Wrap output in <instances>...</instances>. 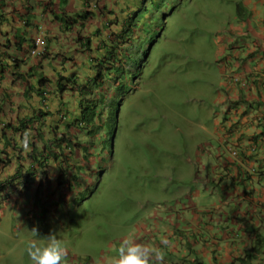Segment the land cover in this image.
<instances>
[{"label": "clouds", "instance_id": "1", "mask_svg": "<svg viewBox=\"0 0 264 264\" xmlns=\"http://www.w3.org/2000/svg\"><path fill=\"white\" fill-rule=\"evenodd\" d=\"M38 1L8 0L9 7L6 15L9 20L12 18L14 23L16 20L23 22L21 28L27 30L35 28L34 24L37 23L38 33L34 38H30L32 44L30 48L23 47L21 52L16 51L14 48L8 50L9 55L13 58L8 60V65L12 66L13 61L19 60V67L15 70L8 68L6 79L0 89V144L2 145L0 158L4 162L8 159L10 161L9 166L13 164L17 168L20 165L23 166L24 171L31 166L29 157H32V155L40 161L48 159L51 163L49 167H45V173L39 170L35 178L30 179L28 184L23 183L22 180L18 181V186L11 188L14 196L10 200H1L5 202L4 204L11 203L17 206L20 210L19 214H26L31 211L32 214L23 223L25 231L30 226L31 228L36 227V220L44 215L40 210L44 206L47 196L50 194L53 197L60 195V199H64L67 198V191H70L71 188H82L86 189L88 193H93L94 188L100 185L105 176L104 163L102 162L104 160L98 156V149L94 151L86 143L89 138L81 136L76 127L70 129L65 127V124L71 120L72 114L76 115L77 112V100L70 91V85L60 97L56 88L57 83L61 81V77L75 75L72 73L76 71L72 68L79 63L77 60L80 61V65L76 76L80 77V80L87 83L91 81L92 83L93 78L97 76L96 70L91 68L93 62L87 51L81 54L82 57L79 54L78 48L81 47V44L78 41V34L81 32V36L85 37L90 34L91 30L104 31L105 21H102L99 15L105 10V2L103 3L102 0H96L97 2L86 0L81 6H73L72 10L67 6L68 0H41V5L46 3V8L43 13L38 14L37 9L41 7L40 4H37ZM188 2L189 0H186L185 4ZM184 5L178 8L173 15L167 16L166 22L164 21L166 31H169L176 18L182 15ZM236 7L239 12L238 15L243 18L242 26L247 30L243 32L241 28H238L233 38L228 42L230 46V56L228 58L232 59L233 63L229 70L230 75L225 76V70L222 72L223 80L221 82L225 91L218 100L223 106L224 119L223 122H217L213 134L217 144L213 145L211 142H205L195 145V160L192 157L187 159V163L193 168L195 166L198 168V164L204 161L207 163V166L200 167L197 172L195 171L193 178L199 184L204 182L201 188L205 189L214 199L219 197L218 205L210 203L200 190H193L186 195L190 198V205L184 204V196H182V201L178 202L177 206L173 208L171 206L167 218L172 222L176 231L172 230L171 227L163 229L162 224L165 221L163 217L149 216L137 223V240L140 239L144 244L135 243L130 234L119 249L118 256L113 258L112 264H236L237 261L241 264H251V258L246 256L234 259L233 262H221L216 257L214 261L209 262L210 260L203 256L206 262L204 263L197 249V244L201 242V239L197 233L193 232L192 226L194 224L190 219L192 216L204 218L206 216L205 210L211 206L215 210L216 207L220 208L234 203L235 207L239 208L241 206L238 202L240 199L242 203H250L249 197L251 195H248L247 190L254 189L255 185L261 182L264 176L263 173H259L264 166V0H242L237 3ZM74 9L80 10L74 11ZM21 12L23 15L26 13L24 16L30 18L32 23L30 26L26 25L22 19L19 20L18 17ZM46 12L49 21L56 26L54 31H57V27H59L66 34L65 36L72 38L70 44L58 47L55 41V38L58 39V37L54 34L49 40L45 38L46 30L38 23V17H43ZM81 12L95 14L86 23L84 30L75 28V30L66 33L63 30V23H59L56 19V16L65 20L77 18V14ZM50 15H53V21ZM135 33L145 35L142 27L136 30ZM167 35L168 33L162 36L161 32L162 44ZM39 41L44 44H38ZM251 45L254 46V49L249 51L248 48ZM160 46L155 47V50L154 48L150 49L148 57L153 56L144 69L141 83L132 93H137L143 87L141 85L143 81L149 79V75L152 74L154 55ZM33 51H39V54L33 55ZM5 52V48L0 45V55ZM66 56L68 58H65ZM22 61H24V64H22ZM30 61L33 62V66H28ZM28 72L34 73L36 76L31 83H34L39 76H44L50 80L48 94L45 96L47 104L40 103L35 93L28 98L30 100L24 98L27 88L19 81L18 75ZM67 84L72 85L71 82H67ZM132 93L125 99L119 113L124 112L123 107L127 99L132 96ZM25 110L34 112L30 115L22 114L21 112ZM3 112L5 116H2ZM119 117L118 114L117 118L119 119ZM28 118L34 120L28 131L24 132L23 138L22 134H12L13 128L19 126L22 121H26ZM104 124L105 121H103V126ZM6 125L13 127L6 129L7 135L15 137V140L10 141L11 145L8 148L6 147V139L1 135V130ZM82 127V125H79L78 128L83 130ZM103 132L104 130L101 133ZM100 134H97V137L95 136L96 138L92 141L98 142L99 139H102ZM56 141H58V144L63 143L61 148L54 146ZM62 149L65 160L67 159L65 162H62L61 159ZM83 149H87V152ZM3 150L9 155L8 157L1 153ZM92 151L94 153H90ZM50 152L58 155L59 160L55 161L56 163L53 162ZM92 154H95V156ZM12 156H14V159L11 162ZM17 157L24 160H18ZM92 158L95 159L93 170L88 172L85 166L87 162L90 164ZM79 160L82 161V164ZM97 162L98 164H96ZM60 163L65 165L60 167ZM36 167L38 168L39 165L37 164ZM61 169L71 170L72 173L78 175V180L76 182L72 181L71 185H60L58 178L62 175ZM205 171H208L209 175L206 179H202L200 174ZM209 182L213 185L212 188H207ZM31 190H33L37 199H29L27 205L24 206H21V203L20 205L17 204L18 201H23L20 198L25 199L26 194H29ZM18 191L21 192L16 194ZM3 195L8 198L13 194L9 192L8 187ZM192 198H196V201L193 202ZM69 199L76 198L72 195L69 196ZM37 204L41 205L36 206ZM1 207L3 205H0V209ZM254 207L257 208V205H254ZM1 216L6 221L5 215L1 214ZM142 225H148L149 228L140 229ZM182 225H187L189 229L182 228ZM35 232L37 233V231ZM153 236H155L154 239ZM29 237H33V240L28 241ZM42 239L47 240V242L43 244L39 238L30 234L22 240L24 244L28 245L30 255L28 264H66L64 263L66 258H70L68 264H79L74 250L72 248L68 250L65 242L57 239L54 234ZM166 240L170 241L172 245L167 243ZM210 241V239H206L202 244ZM177 246L180 249L176 250ZM153 248L155 250L150 251ZM103 261L105 262V259ZM88 264L94 263L90 261Z\"/></svg>", "mask_w": 264, "mask_h": 264}, {"label": "rangeland", "instance_id": "2", "mask_svg": "<svg viewBox=\"0 0 264 264\" xmlns=\"http://www.w3.org/2000/svg\"><path fill=\"white\" fill-rule=\"evenodd\" d=\"M84 1L71 0L67 6H81ZM239 1L242 0H189L183 6L182 15L176 18L169 31H165L168 35L155 55L152 74L143 81V87L127 99L117 124L116 121L111 124L107 142L105 128L100 134V142L87 139L86 143L94 151L98 149L97 154L104 160L105 168V176L93 193L71 188L64 199L50 194L40 210L44 215L36 220V227L30 226L26 231L23 223L31 211L19 214L17 206L1 201L14 196L11 188L9 192L13 195L8 198L0 196V205H3L0 221L3 220L1 214H4L9 224L8 234L0 235V264H28V245L22 240L29 234L43 244L47 240L42 238L54 234L65 242L68 250H74L79 264L90 261L112 264L130 234L135 243L144 244L137 240V223L149 216L163 217V229L171 227L176 231L167 218L171 206H177L182 196L184 204L190 205V198L186 195L200 190L210 203L218 205L219 197L214 199L201 188L204 182L199 184L193 178L195 171L207 163L204 161L198 164V168H193L187 159L192 157L195 160V145L217 144L213 134L217 122L224 119L223 106L218 100L225 91L222 72L225 70V76L230 75L233 63L228 58V42L238 28L243 32L247 30L242 26L243 18L238 15L236 5ZM37 4L41 5V0ZM45 4L38 7V14L44 12ZM46 14L38 17V23L46 30L44 36L49 40L56 26ZM50 17L53 21V15ZM253 49V45L248 48L249 51ZM72 69L79 71L78 66ZM94 162V158L90 159V164L87 162L85 168L88 172L93 170ZM259 173H264V166ZM208 175L205 171L200 177L206 179ZM207 185V188L213 187L210 182ZM72 195L76 199L70 200ZM260 197L258 194L253 198ZM31 198L37 199L33 190L17 204L22 202L25 205ZM192 201L195 202L196 198ZM214 212L212 206L208 207L206 218ZM19 223L21 230L18 229ZM182 228L189 229L187 225ZM253 230L258 232V229ZM30 240L33 237H29ZM258 245L264 252V238L254 241L252 246L258 248ZM20 259L22 262L19 263ZM201 260L206 263L204 257ZM69 262L70 258L64 261Z\"/></svg>", "mask_w": 264, "mask_h": 264}, {"label": "trees", "instance_id": "3", "mask_svg": "<svg viewBox=\"0 0 264 264\" xmlns=\"http://www.w3.org/2000/svg\"><path fill=\"white\" fill-rule=\"evenodd\" d=\"M185 2L186 0H105V10L100 15L98 14L102 18L101 20L105 21L104 31L91 30L90 34L85 37L81 36V32L78 34V41L81 44V47L78 48L79 54L82 57L81 54L87 51L93 62L91 68L96 70L97 76L93 78L92 83L91 81L87 83L80 80L81 78L76 76V72H73L72 74H75L73 76L61 77V81L56 86L57 94L60 97L70 85V91L77 100L76 115L72 114L71 120L65 124L67 129L76 127L81 136L95 139L96 135L100 134L105 128V142H107L109 132L112 131L111 124L114 121L117 124V116L121 112L125 99L141 83L144 69L153 56L148 57L150 49L154 48L155 50V47L160 46L162 36L166 31L164 21L167 20L168 15H173ZM8 7V0H0V45L6 50L3 55H0V89L6 79L8 68L15 70L19 67V60L13 61L12 66L8 65V60L12 58L8 50L14 48L16 51L21 52L23 47L30 48L32 46L31 40L21 35L23 28L15 27L12 18L9 20L7 17ZM90 14L89 12H81L77 14V18L65 20L56 16V19L59 23H63V30L69 33L75 28L84 30L86 23L95 16L94 13L93 15ZM18 18L19 20L22 19L28 26L32 24L29 19L24 20L21 16ZM138 25L142 27L143 32L145 31V35L135 33L136 30L141 28L135 27ZM22 64H24V61H22ZM34 78L36 76L31 72L18 75L19 81L27 88L24 98L30 100L28 98L35 93L39 98V102L44 105L47 101L45 96L48 94L50 80L44 76H39L34 83H31ZM67 82H71L72 85L67 84ZM33 120V118H28L15 128L6 125L1 130V135L6 139L7 148L11 145L10 141L15 140V137L7 135L6 129L13 128L12 134H22L23 138L24 132L28 131ZM103 121H105L104 126ZM79 125H82L84 129H79ZM61 144L56 141L54 146L61 148ZM83 150L87 152V149ZM1 153L5 154L6 157L9 156L4 150ZM51 157L54 160L53 162L59 160L57 154L51 153ZM13 159L14 156H12L11 162ZM17 159L24 160L18 157ZM29 159L31 166L28 169L24 171L23 166L20 165L14 174L0 182V196L4 194L8 187L18 186L17 182L20 180L28 184L30 179L35 178L39 170L45 173V167H49L51 164L48 159L40 161L34 155ZM61 159L62 162L67 160H65L63 149ZM9 163L8 159L4 162L0 158V171L4 166H9ZM37 164L39 165L38 168L36 167ZM63 165L65 164L60 163V167ZM61 173L58 182L62 186L71 185L72 181L76 182L78 180V175L72 173L71 170L61 169Z\"/></svg>", "mask_w": 264, "mask_h": 264}, {"label": "crops", "instance_id": "4", "mask_svg": "<svg viewBox=\"0 0 264 264\" xmlns=\"http://www.w3.org/2000/svg\"><path fill=\"white\" fill-rule=\"evenodd\" d=\"M70 1L71 0H68V2ZM79 10L80 9H74V11ZM24 15H26V13H24ZM24 15L21 12L20 16L23 19L30 20L29 17ZM22 25L23 22L21 23L18 20L15 21V27L21 28ZM37 26L38 24L35 23V28H29L28 30L23 29L21 31V35L26 36L29 39L34 38V36H36L38 33ZM53 34L58 37V39L55 38L58 47L60 45H67L71 43L72 38L65 36L66 34L63 33L59 27H57V31L55 30ZM55 41L53 40L54 44ZM77 62H79L77 64L79 67L80 61L77 60ZM33 65L34 64L32 61H30L28 64V66ZM33 112L34 111L32 110H25L21 113L30 115ZM2 116H5L4 112L2 113ZM1 148L2 145L0 144V149ZM17 169L18 168L15 164L9 167H4L0 171V182L6 179L8 176L14 174ZM20 192L21 191H18L16 194H19ZM247 192L248 195H251L249 197L250 203H242L240 199L238 201L241 205L239 208L235 207L234 203H230L224 207H216L214 214L212 216L208 215V218H206L207 215L204 218L198 216H192L190 218L194 224L192 226L193 232L197 233L198 237L201 239V242H198L197 244V249L200 253V256L206 257L210 260L209 262L214 261L215 257L217 260L220 259L221 262H233L234 259H239V257L246 256L251 258V264H264V252H262L260 245H258V248H254L252 246L254 241L259 242L264 238V176L262 177V181L255 185L254 189H248ZM258 194L261 196L260 199H254L253 197L257 196ZM20 199L24 200V198ZM21 204V206H24L22 202ZM254 205H257V208H255ZM8 225L6 221H0L1 236L8 234ZM21 228L22 227L19 223L18 229L21 230ZM144 228L147 229L149 226L142 225L140 227V229ZM253 229H258V232L256 233V231ZM152 238L154 239L155 236ZM173 239H175V237H173ZM206 239H210L211 241L202 244V242ZM190 240L192 241V238ZM167 243L172 245L170 241H167ZM178 249H180L179 246L176 247V250ZM18 262L20 263L22 260L20 259Z\"/></svg>", "mask_w": 264, "mask_h": 264}, {"label": "built area", "instance_id": "5", "mask_svg": "<svg viewBox=\"0 0 264 264\" xmlns=\"http://www.w3.org/2000/svg\"><path fill=\"white\" fill-rule=\"evenodd\" d=\"M38 44H41V45H43L44 43H43V42H41V41H39V42H38ZM36 54H39V51H33V55H36Z\"/></svg>", "mask_w": 264, "mask_h": 264}]
</instances>
